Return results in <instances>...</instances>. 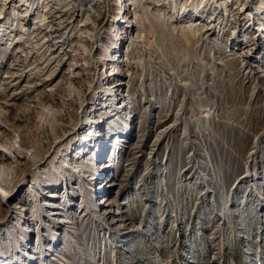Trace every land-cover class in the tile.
<instances>
[{
    "label": "rangeland",
    "instance_id": "obj_1",
    "mask_svg": "<svg viewBox=\"0 0 264 264\" xmlns=\"http://www.w3.org/2000/svg\"><path fill=\"white\" fill-rule=\"evenodd\" d=\"M128 1L0 0V264H264V0Z\"/></svg>",
    "mask_w": 264,
    "mask_h": 264
},
{
    "label": "bare ground",
    "instance_id": "obj_2",
    "mask_svg": "<svg viewBox=\"0 0 264 264\" xmlns=\"http://www.w3.org/2000/svg\"><path fill=\"white\" fill-rule=\"evenodd\" d=\"M129 3H126L125 4V6L124 7H122L121 8V5L120 4H118V7H120V11H119V15H121V14H123V12H122V10L123 9H127V8H125L126 6L128 7L129 5H130V0L128 1ZM58 10V9H57ZM56 10V11H57ZM76 12H77V10L75 9H67V10H65V12L64 13H68V15L69 16H76ZM90 12H92V10H88L85 14H83L84 15V18H85V20L83 21V24H82V26L83 27H85V26H88V24H89V16H90ZM54 13H56V12H54ZM253 20H257V17L255 18H253ZM215 27V26H214ZM214 27L212 26V27H206L204 30H200V32H201V34H200V40H207L211 35H213L214 34ZM63 29H64V25H63ZM263 30V29H262ZM72 31V29L70 30V29H68L67 30V32H65V33H70ZM207 34V35H206ZM67 35V34H66ZM65 35V36H66ZM206 35V37H204ZM56 37V36H55ZM60 37V36H59ZM86 37L87 38H89L87 35H86ZM90 40H91V38H89ZM48 41V40H47ZM50 41V40H49ZM62 42V41H61ZM86 45H84V44H78V45H76V49H75V51L74 52H76V50L77 49H81V50H84V51H86ZM86 54H84V56H85ZM84 56H83V58H84ZM91 59H92V53L91 54H89V55H87L86 57H85V59H84V61L87 63V64H89L90 63V61H91ZM18 65V64H17ZM85 123V122H84ZM1 161V160H0Z\"/></svg>",
    "mask_w": 264,
    "mask_h": 264
}]
</instances>
